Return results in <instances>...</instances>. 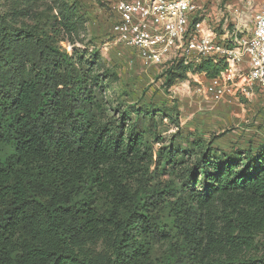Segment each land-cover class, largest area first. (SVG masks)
<instances>
[{
    "label": "trees",
    "instance_id": "obj_1",
    "mask_svg": "<svg viewBox=\"0 0 264 264\" xmlns=\"http://www.w3.org/2000/svg\"><path fill=\"white\" fill-rule=\"evenodd\" d=\"M2 1L0 264H264V142L230 155L194 143L183 192L170 200L150 182L136 120L103 99L116 72L96 48L68 53L54 37L84 28L78 2L47 6L49 33L17 23L39 17L43 0ZM222 67L203 60L197 70L213 77ZM187 70L170 65L165 85Z\"/></svg>",
    "mask_w": 264,
    "mask_h": 264
},
{
    "label": "rangeland",
    "instance_id": "obj_2",
    "mask_svg": "<svg viewBox=\"0 0 264 264\" xmlns=\"http://www.w3.org/2000/svg\"><path fill=\"white\" fill-rule=\"evenodd\" d=\"M59 1L43 0L39 6V17H19L17 23L36 24L51 33L50 26L56 11L55 8L49 10L47 6H55ZM64 1L71 3L74 0ZM76 1L79 11L85 13L84 28L72 37L62 33H55L54 37L68 53L72 52V47L80 50L95 47L100 61L116 72L118 79L107 76L112 80L105 84L103 99L113 108L126 111L131 120H136L137 131L143 134L147 142L150 182L166 190L167 198L173 200L175 195L183 192L182 170L193 164L198 155L194 143L201 141L216 153L230 155L236 150L255 149L264 142V99L258 95L249 99L236 92L228 94L223 101L213 103L199 98L194 92L195 79H176L171 86H166L162 75L164 69L160 66L144 68L135 60L133 64H128V52L110 45L114 18L105 3L98 0ZM245 1L199 0L198 3L204 6L209 4L211 8L217 6L236 19L239 15L225 9L241 13ZM250 3L254 10H259L263 0H250ZM6 9L7 6L0 0V10L5 12ZM242 16H239V20L243 25L251 27V18L246 15L243 19ZM52 25L56 26V23ZM117 50L122 53L118 54ZM200 80L204 83V79ZM137 109H140V113L136 117ZM144 110L154 112V134L150 133L149 115H145ZM256 240L257 251L264 255V232ZM164 248L165 244L155 242L152 255H162Z\"/></svg>",
    "mask_w": 264,
    "mask_h": 264
},
{
    "label": "built area",
    "instance_id": "obj_3",
    "mask_svg": "<svg viewBox=\"0 0 264 264\" xmlns=\"http://www.w3.org/2000/svg\"><path fill=\"white\" fill-rule=\"evenodd\" d=\"M98 1L113 12L110 45L128 52V64L135 60L144 68L165 70L181 62L189 75L202 60L223 62L217 75L195 81L199 98L217 103L236 92L250 96L255 88L264 98V0L260 10H252L250 29L229 31L226 24L223 34L204 25L205 9L198 0Z\"/></svg>",
    "mask_w": 264,
    "mask_h": 264
},
{
    "label": "crops",
    "instance_id": "obj_4",
    "mask_svg": "<svg viewBox=\"0 0 264 264\" xmlns=\"http://www.w3.org/2000/svg\"><path fill=\"white\" fill-rule=\"evenodd\" d=\"M207 1L208 0H206V2ZM198 2H199V0H198ZM243 4H244L243 5L244 11H241V13H238L237 10L231 11V9L229 10L227 8L225 9V11L234 12L233 14H236V15H239V16H242V15L246 16L247 15V16H249L251 18L252 10H254V9L250 5L251 4L250 0H246ZM201 6L205 9L204 25L205 26H209V27L210 26L214 27L219 34H223L224 32L226 33V29L231 31V29H233V27L234 28H238V29H243V23L239 20V16H238V18L235 16L236 19H233L232 17L227 15L226 12L221 10V8H217V6H215L213 8H211V6L209 4H207V6H204V5H201ZM255 11H258V10H255ZM244 16H242L243 19H244ZM226 24H227V28L225 29L223 26H225ZM247 29H250V27L246 28V30ZM208 61H210V60H208ZM197 66L195 67V69L193 71H190L189 75H187L189 69L187 70L186 75L188 76V79H195V81L198 80L200 82H201L200 79H204V81L206 79H208L209 76L206 74V72L197 70ZM242 82H243V78L238 77V79H236V84L237 85L242 84ZM255 91H257L256 88L254 89V94L248 96L249 99L250 98H255V97H257V95L260 96L262 99H264L259 93L258 94L256 93V95H255Z\"/></svg>",
    "mask_w": 264,
    "mask_h": 264
}]
</instances>
